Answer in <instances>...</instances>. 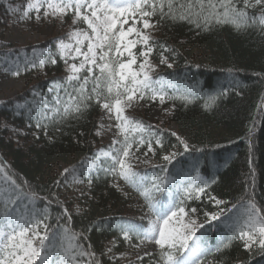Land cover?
Segmentation results:
<instances>
[{
    "label": "snow or ice",
    "instance_id": "6c2138e0",
    "mask_svg": "<svg viewBox=\"0 0 264 264\" xmlns=\"http://www.w3.org/2000/svg\"><path fill=\"white\" fill-rule=\"evenodd\" d=\"M0 5L7 14L16 16L21 22L32 19L33 14L37 22L49 18L64 22L71 14L73 26L81 23L86 26L73 27L67 42L58 41L59 56L65 63L67 75L62 83H52L49 88V92H55L52 100L45 101L38 91L33 90L32 95L40 96V102L34 100L27 110L31 115L32 109H36L39 114L36 127H43L46 134L48 125L44 121L80 120L93 104L105 113L110 121L107 130L115 129L109 149H100L94 161L89 159L84 171L65 169L62 175L67 179L70 174L72 184L87 181L90 187L93 182L91 172L102 170L106 176L123 180L139 193L155 220L150 219L144 230L131 225L121 226L120 238L125 243L137 249L144 242L153 243L158 255L155 264H213L208 256L229 248L234 240H239L246 251L256 247L264 253V209L258 207L254 199L233 205L236 212L229 218L228 234L214 249L201 243L203 233L200 236L197 233L204 224L198 222V208L189 207L187 202L202 201L207 197L219 207L223 201L207 192L214 181L205 180L197 172L195 177L177 183L167 175L168 169L164 166H153L151 181L147 174L137 172L135 162L148 164L149 154L154 156L156 149L163 147V132L126 114L129 109L141 106V102L145 105L157 101L163 105L176 99L191 102V90L181 95H169L163 78L154 77L159 65L172 67L166 53H174V50L155 40L153 31L167 21L187 23L202 31L230 24L237 30L258 28L264 32V0H243L242 7L238 0H27L26 5L0 0ZM249 10H252L251 14ZM157 49L159 65L152 59ZM48 63L55 65L57 60L52 57L45 60L36 55L34 59L25 58L23 66L17 61L14 67L10 65L4 71L16 77L21 71L42 70ZM211 99L214 101L215 97ZM26 103L15 104L16 115L21 114L19 110L25 109ZM170 111L165 109L166 113ZM104 131L105 125L101 123L96 126L94 134L99 137ZM177 140L188 152V144L178 136ZM174 155H164L163 160L171 163ZM102 157L106 167L95 162L101 161ZM157 167L163 175L155 172ZM2 172L4 169L0 167ZM11 185L10 190L0 188V264H103L92 251L91 244L86 247L82 242L86 236L82 237L64 224L58 223L53 230L45 223L49 209L47 206L42 211L37 209L34 196L27 197L32 209L25 205L21 212L23 197L19 186L14 180ZM114 186L120 190L119 184ZM170 187H175L176 199L169 203L158 201L156 193ZM227 211L232 212V209ZM224 212L225 209L215 213L206 211L204 215L208 222L219 221ZM60 215L71 221L66 207ZM133 236L139 243H133ZM116 243L113 240L112 246L101 253L109 257L111 264H117L127 255H115ZM144 255L153 253L145 252ZM137 259L143 264L142 256Z\"/></svg>",
    "mask_w": 264,
    "mask_h": 264
},
{
    "label": "trees",
    "instance_id": "16d2710c",
    "mask_svg": "<svg viewBox=\"0 0 264 264\" xmlns=\"http://www.w3.org/2000/svg\"><path fill=\"white\" fill-rule=\"evenodd\" d=\"M238 5L242 7L243 0H238ZM249 11L251 14L252 10ZM9 18L4 6L0 5V28H3L0 58L9 54L20 56L24 51L29 55L34 47L22 49L5 43L3 34ZM153 37L174 50V53H166L172 65L169 68L159 65L157 49L152 58L159 65L154 77H162L167 83L199 86L204 94L191 98L190 103L168 100L171 111L166 120L175 130L155 128L163 132L164 144L156 149L152 162L155 166L167 167V175H171L179 165L194 159L198 162L199 175L214 181L207 192L223 201L219 207L207 197L187 202L189 207L198 208L199 223L206 219V211L215 213L225 209L224 216L233 205L248 199H254L257 206L264 209V32L258 28L237 30L230 24L202 31L187 23L166 21L153 31ZM57 43L58 40L51 39L35 46L47 50L43 59L52 57L57 63H48L42 70L21 71L17 76L23 82L21 92L14 99L0 103V167L8 181L14 180L19 186L22 196L35 197L37 209L42 211L48 207L49 218L45 223L53 230L59 223L86 236V240L82 239L85 246L91 244L97 258L103 264H111L109 257L101 253L112 246L113 240L117 242L113 248L115 255L130 248L120 238L121 226L145 227L113 186V178L98 170L91 174L90 187L87 181L82 184L83 195L70 198L57 195L65 169H81L104 147L94 134L101 109L93 104L80 120L44 121L48 125L47 134L43 127L37 129L39 118L34 113L29 115L22 109L19 110L21 114L16 115V103L34 99L33 90L51 99L55 94H49L52 83H62L67 75ZM228 78L235 84L223 92H215ZM177 136L188 144V152L184 151ZM169 154H175L171 163L163 161V156ZM158 170L161 173L160 168ZM156 199L166 201L162 193ZM65 207L71 215L70 222L68 217L60 215ZM209 233L215 235L213 229ZM136 242L133 238V243ZM157 259L158 255L152 256L144 259L143 264ZM208 260L213 264H264V253L256 247L246 251L239 240H234L229 248L213 252ZM117 264L122 263L119 260Z\"/></svg>",
    "mask_w": 264,
    "mask_h": 264
},
{
    "label": "rangeland",
    "instance_id": "374dc122",
    "mask_svg": "<svg viewBox=\"0 0 264 264\" xmlns=\"http://www.w3.org/2000/svg\"><path fill=\"white\" fill-rule=\"evenodd\" d=\"M11 2L13 4L26 5L27 0H11ZM9 15H10L9 25L5 26L6 28L5 33L3 34L5 43L10 45H15L22 49L31 48V47L34 48L31 50L32 52L29 55H27L28 54L27 51H24L20 56H13L9 54L5 58H0V103L17 97L18 94L21 92V88L23 86V82L17 79V76L13 77L10 73H6L4 71V68L9 67L10 65L14 67L15 62L17 61H19L21 66H23L25 58L34 59L36 55L43 57L44 51L42 49L36 48L35 46L51 39L52 40L54 39L56 41L57 40L60 41L61 39H63L67 42L68 33L73 29V27H82V28L86 27L82 23L73 26L71 14H69V16L65 18L64 22H61V20L59 19H52V18L37 22L34 18V14L32 19H28L21 22L16 16H13L11 14ZM2 29L3 28H0V32L3 31ZM57 47H58V43H57ZM33 50H35V53ZM69 63H71V61H69ZM234 84H235L234 81L228 78L220 85V87L217 88L215 92H223ZM169 85H172V87H169ZM157 87H159V85H157ZM164 87L169 95H181L183 93L188 92L189 90H191V92L193 93L191 98L200 96L201 93L202 95L204 94L199 86L198 87L187 86L185 83H177V82L166 83L164 81ZM49 94H51V92H49ZM60 95L61 96L64 95L62 90L60 92ZM42 97L45 101L52 100V98L49 99L48 97H44V96ZM34 100L37 103H39L40 96H36L34 97V99L28 101L25 107L26 110L28 109L29 106L32 105V102ZM167 102L168 101H166L165 104L163 105H160L158 101L156 103H149L147 105H145L144 102H141V106H137L132 109H129L126 114L136 120L142 121L145 125H151L153 129L168 128L171 132H173L175 130L174 127L169 123L168 125L166 120L167 117L169 116V113H166L165 109L171 110V106L167 105ZM41 111H43L42 105H41ZM32 113H34L33 114L34 116L39 118V114L37 113L35 108L32 109ZM101 123L105 125V131L102 136H99L100 143L104 145L102 149L108 150L109 146L112 144V140L115 134V129L113 128L111 131L107 130V125H109L110 121L105 117V113L102 111L100 112V115L98 117V124ZM98 151H96V153ZM94 157L92 158L93 161H94ZM149 157H150V162L148 164L135 162L136 163L135 170L139 172L141 175L147 174V179L151 181L153 176V166H155V163H153L154 162L153 155L149 154ZM141 159L144 158L141 157ZM103 160L104 158L102 157L101 161H95V162L100 164L101 167H106L107 164H103L102 163ZM88 163L89 160L86 163H84L81 169H77V170L81 172L84 171V168L87 166ZM107 163H111V161H108ZM158 169H159L158 167L155 169L156 173H159ZM95 171L98 170L92 171L91 174L94 173ZM197 172H198V162L195 161L194 159H190L187 162L183 163L182 165H179L175 170H173V173L168 176L171 179H174L177 183H179L181 180H187L190 176L195 177L197 175ZM71 179L72 177L70 174L67 176V179L64 176L62 184L58 186L57 195L60 196L61 198H66V197L70 198V197H74L75 195L78 196L83 192V185L72 184ZM115 184H119L120 186L119 193L124 197V199L127 200L131 212L137 213L140 221H143L145 224V227L143 228H139V227H135V228L141 230L147 229L149 226V220L150 219L155 220V216H153L148 211L144 199L139 195V193L133 187L125 184L123 180L113 179V186ZM11 187H12L11 182L8 181V179L7 180L5 179L3 173H0V188H3L5 190H10ZM115 189L117 190L116 187ZM175 191H176L175 187H170L169 189L161 190V192L159 193H162L164 195V198L167 200L165 203H169L171 202L172 199H176ZM159 193H156V198ZM22 197H23V203L20 205L21 212L24 211L25 205H27L28 209L31 210L32 205L28 204V200L26 197L24 196ZM0 212H2V205H0ZM234 212H236V209H232V212H229L228 214L221 216L219 221L214 220L208 222L206 218L202 222V224H204V228L200 229L202 230L201 233H203V235L201 236V243L207 247H211L214 249L218 241L220 239H223L228 234L227 225L231 222L229 218L232 216ZM210 229H213L215 231V235L209 233ZM197 235L200 236L201 234L198 233ZM133 238H135V236H133ZM136 243H139V241H137ZM145 252L153 253V255L146 256L144 255ZM123 253H126L127 255L124 259L120 260L122 264H128V263L136 264L140 262V260L137 259V256H142L143 260L150 259L152 256L157 255V250L153 243L144 242L143 244H141V246L138 249L130 247L129 250ZM119 255L120 254H118L117 256ZM150 264H155V261L152 260Z\"/></svg>",
    "mask_w": 264,
    "mask_h": 264
}]
</instances>
